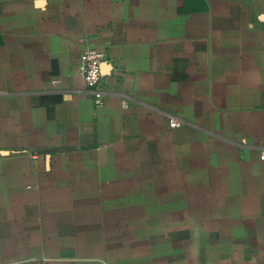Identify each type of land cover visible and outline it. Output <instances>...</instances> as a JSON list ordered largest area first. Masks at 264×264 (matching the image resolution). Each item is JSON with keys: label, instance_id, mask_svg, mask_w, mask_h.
Wrapping results in <instances>:
<instances>
[{"label": "crops", "instance_id": "0c3cea01", "mask_svg": "<svg viewBox=\"0 0 264 264\" xmlns=\"http://www.w3.org/2000/svg\"><path fill=\"white\" fill-rule=\"evenodd\" d=\"M0 150V264H264V0H0Z\"/></svg>", "mask_w": 264, "mask_h": 264}, {"label": "built area", "instance_id": "2783aa9c", "mask_svg": "<svg viewBox=\"0 0 264 264\" xmlns=\"http://www.w3.org/2000/svg\"><path fill=\"white\" fill-rule=\"evenodd\" d=\"M103 61V52L96 47H88L84 49L79 55V73L85 82L86 87L91 91L95 97V102L100 103L102 98L100 96L101 88V69L100 65ZM181 120L177 117H170L169 126L178 127ZM264 159V151L261 155Z\"/></svg>", "mask_w": 264, "mask_h": 264}, {"label": "rangeland", "instance_id": "374dc122", "mask_svg": "<svg viewBox=\"0 0 264 264\" xmlns=\"http://www.w3.org/2000/svg\"><path fill=\"white\" fill-rule=\"evenodd\" d=\"M3 157L5 158V151L0 150V159H2ZM155 238L153 239V241L152 240L142 241V242H144V245L148 242H151V241H152V243L156 242V244H153V247H152V250L154 251V253H151L148 250H145V252H148L149 257H152L153 259H163L167 256V254L160 251L161 250V244L159 243L160 241L155 239ZM128 242L135 243V241H128ZM192 244H193V241H191V242L186 241V251H191ZM186 258L190 262H192V261H194L195 257L193 255H186Z\"/></svg>", "mask_w": 264, "mask_h": 264}]
</instances>
